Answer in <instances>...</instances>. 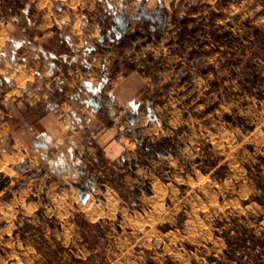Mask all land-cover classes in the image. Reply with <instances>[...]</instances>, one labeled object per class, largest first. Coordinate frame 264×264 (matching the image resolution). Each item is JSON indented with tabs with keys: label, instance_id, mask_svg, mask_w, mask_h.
Returning a JSON list of instances; mask_svg holds the SVG:
<instances>
[{
	"label": "rangeland",
	"instance_id": "obj_1",
	"mask_svg": "<svg viewBox=\"0 0 264 264\" xmlns=\"http://www.w3.org/2000/svg\"><path fill=\"white\" fill-rule=\"evenodd\" d=\"M80 28L87 52L149 43L114 161L75 119L123 70ZM53 105L80 141L45 140ZM0 264H264V0H0Z\"/></svg>",
	"mask_w": 264,
	"mask_h": 264
},
{
	"label": "crops",
	"instance_id": "obj_2",
	"mask_svg": "<svg viewBox=\"0 0 264 264\" xmlns=\"http://www.w3.org/2000/svg\"><path fill=\"white\" fill-rule=\"evenodd\" d=\"M97 30L98 29L96 28V32H91V34L96 35ZM73 33L77 38L74 45L82 51L85 46L84 41L81 38L83 30L80 28L79 30H75ZM148 44L149 43L144 45L142 44L141 48L145 49L143 55L146 51H148V46H146ZM118 48L119 52L116 53L113 49H111V51H107V55L106 51L103 52L92 49L87 52L88 50L83 49L84 54H87L85 59L90 58L92 62L91 64L99 68L100 71L102 66L106 69L108 67L110 68V64H113L115 67L123 70V75L122 78L116 81L112 87L108 88L106 91L104 90V95L100 94L99 96L96 90L91 92L88 88L85 89L90 95L89 101L97 104L96 106H98V109L101 107H103V109L102 112L99 111L91 114L90 116H81L75 119L77 122L82 123L81 129L87 134V136H84L87 139V141H85L86 151L94 154L99 153V155L107 161H114L124 153L125 148L123 144L117 140L116 134L129 121V119L126 118V116H128V112H126L127 105H132V100L134 98L138 97L142 91L147 88L149 89V80L152 75V71L150 69H145V67L138 68L135 63V59L140 57L138 52L141 48L134 52L132 48H128L127 46L121 45ZM25 53L26 51H21L18 56H24ZM77 59L80 60L81 58ZM73 63L76 64L77 62ZM39 64V57L31 58V61L26 65L27 70L21 71L15 76L16 84L22 85L25 80L33 79L34 70ZM16 67H19V65L16 64ZM166 70L167 66H162V68H160L161 72ZM46 72H49V70L45 69L43 72H40V74H44ZM108 73L111 72L109 71ZM68 91L67 87L62 90L65 94L68 93ZM54 106L55 105L46 107L38 119V123L43 129V136H45V140L47 142L49 140L54 141L61 146H64L67 143L76 142V140L79 139V136L77 135L78 131L73 128H71L73 133L66 132L65 130V128H67L70 124V115H66L67 117L65 116V119L63 120H57L53 110ZM124 111L126 120H123L124 117L120 116ZM71 114L72 116L77 115L75 112H72ZM83 119H86L87 122ZM147 120L151 119L148 118ZM78 141H80V139Z\"/></svg>",
	"mask_w": 264,
	"mask_h": 264
},
{
	"label": "built area",
	"instance_id": "obj_3",
	"mask_svg": "<svg viewBox=\"0 0 264 264\" xmlns=\"http://www.w3.org/2000/svg\"><path fill=\"white\" fill-rule=\"evenodd\" d=\"M61 115H62L61 113H58V114H57V117H58V118H60V117H61Z\"/></svg>",
	"mask_w": 264,
	"mask_h": 264
}]
</instances>
